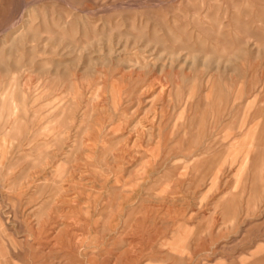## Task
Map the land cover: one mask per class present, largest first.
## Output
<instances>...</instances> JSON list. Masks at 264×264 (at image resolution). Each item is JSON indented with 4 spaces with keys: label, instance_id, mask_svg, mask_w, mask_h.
Instances as JSON below:
<instances>
[{
    "label": "rangeland",
    "instance_id": "rangeland-1",
    "mask_svg": "<svg viewBox=\"0 0 264 264\" xmlns=\"http://www.w3.org/2000/svg\"><path fill=\"white\" fill-rule=\"evenodd\" d=\"M0 264H264V0H0Z\"/></svg>",
    "mask_w": 264,
    "mask_h": 264
},
{
    "label": "bare ground",
    "instance_id": "bare-ground-1",
    "mask_svg": "<svg viewBox=\"0 0 264 264\" xmlns=\"http://www.w3.org/2000/svg\"><path fill=\"white\" fill-rule=\"evenodd\" d=\"M71 222V221H70ZM56 224V223H55ZM55 226V225H54ZM52 229H53V231H55L54 229H55V227H52ZM35 233V232H34ZM54 233V232H53ZM57 233V231H55V234ZM69 233V232H68ZM68 233H66L67 235H68ZM52 235V234H51ZM55 236V235H54ZM49 237V236H48ZM48 237H46V238H48ZM64 241V240H63ZM68 241V240H67ZM62 243V242H61ZM57 244V243H56ZM55 244V245H56ZM53 245V244H52ZM63 245V244H62ZM54 247V246H53ZM47 248V247H46ZM52 248V247H51ZM51 250V249H50ZM49 255V254H48ZM49 257V256H48ZM47 257V258H48ZM62 259V258H61ZM67 259V258H66Z\"/></svg>",
    "mask_w": 264,
    "mask_h": 264
}]
</instances>
